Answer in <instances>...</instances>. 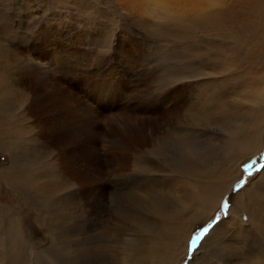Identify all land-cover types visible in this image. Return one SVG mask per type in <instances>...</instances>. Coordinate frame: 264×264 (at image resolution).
I'll return each mask as SVG.
<instances>
[{
	"label": "rangeland",
	"instance_id": "rangeland-1",
	"mask_svg": "<svg viewBox=\"0 0 264 264\" xmlns=\"http://www.w3.org/2000/svg\"><path fill=\"white\" fill-rule=\"evenodd\" d=\"M216 6L220 19L205 14L197 26L142 18L139 0H0V239L14 223L23 239L2 264H72L88 244L108 264H264V3ZM39 73L61 80L45 113L80 109L91 143L82 150L99 165L40 134L23 80ZM252 131L258 149L238 158L247 150L230 140ZM122 140L126 150L114 149Z\"/></svg>",
	"mask_w": 264,
	"mask_h": 264
},
{
	"label": "bare ground",
	"instance_id": "bare-ground-1",
	"mask_svg": "<svg viewBox=\"0 0 264 264\" xmlns=\"http://www.w3.org/2000/svg\"><path fill=\"white\" fill-rule=\"evenodd\" d=\"M263 3H264V0H261ZM205 2L208 4V5H206L205 7H203V8H201V9H198V10H195V11H189V12H186V13H182L181 15H178V16H176V17H172V18H170V20H180L181 22L183 21H189V22H194L195 24H197V26H200L201 24H203V20L204 19H202L203 17H205V14H208V16L210 17V18H212V19H214V18H216V20H217V18H219V16H221V14H222V12L223 11H220V9L219 8H217V6L216 5H218V4H216L215 6H212V0H205ZM221 2V0H219V3ZM241 10V9H240ZM262 11V10H261ZM264 12V11H263ZM229 13V12H228ZM262 13V12H261ZM224 15V14H223ZM222 15V16H223ZM243 16V15H242ZM226 17V16H225ZM220 19V18H219ZM239 19H240V17H239ZM179 21V22H180ZM206 21V20H205ZM185 22V23H186ZM214 22V21H213ZM218 22V21H217ZM223 22V21H222ZM205 23V22H204ZM214 23H216V21L214 22ZM206 24V23H205ZM219 25V24H218ZM241 25V27H242V24H240ZM174 27V26H173ZM243 28V31H245V36H242L243 37V39H244V41H249V40H247V39H250L253 35H255V34H253V35H251L252 34V31L247 27V26H245V27H242ZM241 28V29H242ZM214 29V28H213ZM235 30V29H234ZM234 30H232V32H234ZM242 31V32H243ZM261 31V32H260ZM240 32H241V30H240ZM240 32H235L233 35H230L229 36V40L231 39V38H235V36L237 37V39H239V38H241L240 37V35H238V34H240ZM258 33H259V35H261V33L262 34H264V23H262L261 24V27L258 29V31H257ZM229 34V33H228ZM189 35V34H188ZM41 37H43L41 34H38L37 35V39L38 40H40L41 39ZM231 37V38H230ZM192 38V37H191ZM224 38V37H223ZM227 38V37H226ZM254 38V37H253ZM262 39V38H261ZM260 39V40H261ZM226 40V39H225ZM235 40H236V38H235ZM251 40V39H250ZM232 41H234V39L233 40H231V42ZM255 40H252L251 42H254ZM236 42H237V40H236ZM242 42V41H241ZM251 42H249V43H251ZM39 43V42H38ZM234 43V42H233ZM243 43V42H242ZM246 44V43H245ZM248 44V43H247ZM243 45V44H242ZM252 45V44H251ZM42 46V45H41ZM50 47V46H49ZM53 48H54V46H53ZM264 54V53H263ZM261 55V57H263L264 58V55ZM45 59V58H44ZM55 61L56 62H59L58 61V59H57V55L55 56ZM69 62V61H68ZM37 64V63H36ZM56 64V63H55ZM35 65V64H34ZM60 65V64H59ZM44 67V66H43ZM47 68V67H46ZM53 68V67H52ZM55 70H58V69H55ZM36 72V71H35ZM57 72V71H56ZM67 72H69V71H67ZM33 73V72H32ZM70 73V72H69ZM40 75H41V77H39V78H36V79H34V78H32V80H31V76H29L28 75V80L27 79H23L24 81L26 80V82L27 83H30V84H33L32 86H31V89H32V104L30 105V107H29V109H30V112H32V115L31 116H33L34 118H35V124H38V125H40L41 126V128H38L39 129V131L41 132L40 134L42 135V136H47L48 138H47V140H49L51 143H54V141H58L57 143L58 144H60L61 145V143L63 142V143H65V146H66V143L68 144V145H70L71 143H73V145L74 146H76V150H78V149H83L85 146H87V145H89V144H91L90 143V140H89V137H88V135H89V133H87L85 136H83V134H84V131H85V123H84V121L81 119V118H79L80 117V115H81V113H79V111H80V109H79V111L75 108V107H68V108H64L65 110L63 111H61L60 110V107L59 106H57L56 108H57V110H58V112H57V110H51V112H50V110H49V112L50 113H45V105H43V101L48 97V96H50V100H51V98L53 97V98H56L57 97V99L59 98L58 97V91H56V88L58 87V85L61 83V80H58V83L56 82L55 84H54V81L52 82V79L50 78V77H48L47 76V74L46 73H39ZM72 74V73H71ZM43 75V76H42ZM57 75V74H56ZM70 75V74H69ZM63 76H65V75H63ZM61 77V76H60ZM84 78H86V77H84ZM55 80V79H54ZM23 81V82H24ZM85 82V81H84ZM59 88V87H58ZM57 88V89H58ZM51 89H52V91H51ZM60 89V88H59ZM62 90H60V92H61ZM65 91H67V90H65ZM177 91V90H176ZM175 92V89H171V90H168V91H166L165 92V94H168L169 96H170V93L171 94H173ZM62 95V93L60 94V96ZM165 97V95H160V96H154V99H155V101L156 100H158L159 98H161V97ZM69 97H71V96H69ZM52 98V99H53ZM158 98V99H157ZM169 98V97H168ZM171 98V97H170ZM57 99H55L56 101H57ZM60 99H62V97H60ZM54 100V99H53ZM161 100H163V99H161ZM173 100V99H172ZM60 101V100H59ZM62 101H64V99L62 100ZM67 101V100H66ZM160 101V100H159ZM164 101V100H163ZM167 101V100H166ZM58 102V101H57ZM29 103V102H28ZM59 103V102H58ZM75 104H77L76 102H74ZM167 102H165V104H166ZM175 103V102H174ZM183 103V102H182ZM72 105H73V103H71ZM85 104V103H84ZM161 104V103H160ZM56 105V104H55ZM60 105V104H59ZM69 105V104H68ZM78 105V104H77ZM74 106V105H73ZM81 107V106H80ZM181 107V100L178 102V100H177V103L173 106V108L172 109H170V110H168V112L170 113V114H177L178 113V109ZM12 109V108H11ZM182 109V108H181ZM153 112H147V113H145V115H148V114H150V116H151V114H153V113H155L156 112V106L154 107V108H152L151 109ZM27 111V110H26ZM81 112H82V110H81ZM83 112H85V111H83ZM80 114V115H79ZM3 119V118H2ZM24 119H26V117L24 118ZM152 121V120H151ZM147 122V121H146ZM258 122H260L262 125H264L263 123H264V113L263 114H260V116H259V121ZM145 123V122H144ZM143 123V125L146 127V125L147 124H144ZM121 124H124V123H121ZM154 124V125H153ZM128 125V124H127ZM127 125H123V127H122V129L124 130V131H126L127 132V130H128V128H127ZM152 125L154 126V127H158L157 125H158V123H156V122H154L153 121V123H152ZM160 125V124H159ZM47 126V128L45 129V130H43L44 129V127H46ZM130 128V127H129ZM33 128H31V130H32ZM83 129H84V131H83ZM121 129V128H120ZM144 128L142 127V128H140L139 126L136 128V134L137 135H140L141 133H144V130H143ZM146 129V128H145ZM132 130V129H131ZM155 130V128L154 129H151V131H154ZM44 131V132H43ZM82 132V139H81V141H77V140H73L72 138H75L76 137V134H79L80 135V133ZM118 132V131H117ZM116 132V133H117ZM152 133V132H151ZM15 134V133H14ZM257 134H258V132L257 131H252L248 136H246V138H244V140H242V138L241 137H235V135H234V137L230 140V142H231V146H233V148H234V151H236V152H239L240 151V148H243L244 147V149H246L247 150V152L246 153H244V154H242V155H238V158L239 157H241L242 158V156H245V155H248V154H252L253 152H255L257 149H258V147H259V145H260V142H261V138H259L258 136H257ZM78 135V136H79ZM146 135V134H145ZM45 136V137H46ZM116 136V135H115ZM141 136V135H140ZM132 137V136H131ZM91 138V137H90ZM80 139V138H79ZM141 139H142V137H141ZM96 140V139H95ZM126 140H128L127 138H126ZM126 140L125 141H123L122 140V143H123V145H113V148L114 149H125L126 150ZM182 140V139H181ZM72 141V142H71ZM77 141V142H76ZM142 141H145L144 139H142ZM37 142H38V140H37ZM130 142V141H129ZM40 143V142H39ZM38 143V144H39ZM46 144V143H45ZM67 145V146H68ZM72 145V144H71ZM94 145V144H93ZM49 146V145H48ZM57 146V145H56ZM63 146V145H62ZM130 146V145H129ZM131 146H132V144H131ZM55 147V146H54ZM36 148H38V147H36ZM42 148V147H41ZM49 148V147H48ZM127 148H129V147H127ZM51 149V148H50ZM47 150V149H46ZM84 150V149H83ZM82 150V151H83ZM38 151V150H37ZM88 151H89V149H88ZM44 153V152H43ZM83 153H84V151H83ZM23 154V153H22ZM25 154V153H24ZM27 154V153H26ZM90 152H88V153H84L82 156H83V159H84V156H87V164H89V165H92V164H97V165H99V162H98V159H99V155H95V156H90ZM23 157V156H22ZM21 157V158H22ZM27 160H29V158L27 159ZM26 160V161H27ZM120 160V159H119ZM103 161L101 160L100 161V163H102ZM76 163V162H75ZM15 164V163H14ZM109 164V163H108ZM117 164H119V163H117ZM120 165V164H119ZM122 166V165H121ZM81 167V166H80ZM84 168V167H83ZM102 169H104L103 167H99V171H103ZM79 172H80V170H79ZM24 173V172H23ZM100 173V172H99ZM70 174V173H69ZM74 174H75V176L77 177V178H79L80 180L81 179H85L86 181H87V184L88 183H90V180H91V178H92V174L88 171L87 172V174L86 175H84L83 173H81L80 172V174L81 175H76V173L74 172ZM263 175H264V171H263V173H262ZM20 175V174H19ZM23 176V175H22ZM41 176V175H40ZM26 177H28V176H26ZM72 177V176H71ZM44 180H45V178H44ZM78 180V179H77ZM46 181V180H45ZM82 181V180H81ZM86 181H84V183L86 182ZM89 181V182H88ZM46 184V183H45ZM49 184V183H48ZM51 184V183H50ZM41 186V185H40ZM38 189H39V187H38ZM218 189H219V187H218ZM49 190V189H48ZM47 190V191H48ZM59 190V189H58ZM225 190V189H224ZM51 191V190H50ZM220 193L221 191L220 190H217V189H213V190H211V191H209L208 192V194H210V193ZM257 192V191H256ZM222 193V192H221ZM198 193H196V195H197ZM41 196V195H40ZM207 197H208V195H206V196H204V198H203V196H198V198H200L201 199V203H203L206 199H207ZM249 197V196H248ZM251 198V197H250ZM215 200H212V198H209V200H206L205 201V203L206 202H208V204H210V205H212L213 204V202H214ZM241 201V200H240ZM254 205V204H253ZM252 215V214H251ZM4 218V217H3ZM264 220V219H263ZM259 222H261V221H259ZM0 224H2V222L0 221ZM9 224V223H8ZM15 224V227L10 231V233H9V238H8V234H7V239H8V241H7V243H4L5 241H6V239L4 238V239H0V243L2 244V242L4 243V245L1 247L2 248V250H3V252H2V254L0 253V264H2L3 263V260L6 258V256L7 255H9V254H13V252L15 251V249H16V247L17 246H19V245H21L20 243H21V240H23L22 239V235H21V233H22V231H20L19 229H20V227H19V225L18 224H16V223H14ZM18 226V228H17V226ZM1 226V225H0ZM88 227V226H87ZM83 228V227H82ZM6 229H9V228H6ZM218 231V230H217ZM220 231V230H219ZM89 232H87V234H88ZM212 234V233H211ZM86 234H84V236H85ZM87 236V235H86ZM95 238V237H94ZM186 238V237H185ZM95 239H98V237L97 238H95ZM87 241V240H86ZM88 242V241H87ZM94 242V241H93ZM84 243V242H83ZM76 247H77V245H76ZM96 247H97V245L95 244H91V245H89L88 244V248L87 249H85L84 248V253H81V251L79 250V251H76V253L73 255V263L72 264H81V262H82V260H84V259H86V260H88V259H90L91 257H95V259H97L99 262H101V264H108L107 262H108V256H106V255H104V254H98L97 253V251L96 250H98V249H96ZM103 247V246H102ZM130 247H131V245H130ZM104 248V247H103ZM101 249V248H100ZM106 250V249H105ZM130 251V250H129ZM253 252V251H252ZM260 251H257V252H255V253H259ZM261 253V252H260ZM263 255H261V257H262ZM250 257V256H249ZM264 258V257H263ZM254 259H256V257H254ZM260 259H262V258H260ZM252 260V259H251ZM89 261V260H88ZM249 261V260H248ZM136 262V263H135ZM139 261L138 260H132V262H130V264H137ZM263 262V261H262ZM120 263V261H118V264ZM254 263V262H253ZM249 264V263H248ZM251 264V263H250Z\"/></svg>",
	"mask_w": 264,
	"mask_h": 264
},
{
	"label": "clouds",
	"instance_id": "clouds-1",
	"mask_svg": "<svg viewBox=\"0 0 264 264\" xmlns=\"http://www.w3.org/2000/svg\"><path fill=\"white\" fill-rule=\"evenodd\" d=\"M138 13L142 18L158 21L148 13L153 9H167L177 13L189 12V0H139Z\"/></svg>",
	"mask_w": 264,
	"mask_h": 264
},
{
	"label": "snow or ice",
	"instance_id": "snow-or-ice-1",
	"mask_svg": "<svg viewBox=\"0 0 264 264\" xmlns=\"http://www.w3.org/2000/svg\"><path fill=\"white\" fill-rule=\"evenodd\" d=\"M218 3H219V0H212V6H215ZM189 4H190L189 9H188L189 11H195V10L201 9V8L205 7L206 5H208L205 2V0H189ZM148 14L153 16L157 20H166V19H169L172 17H176L178 15H181L182 13L173 12V11H170L167 9H161L159 11L156 9H153ZM259 171H264V165H262L260 167ZM253 173L254 172H250L249 177H251L253 175ZM241 180H243V179H241ZM240 181L235 185V188L233 189L234 192H239L242 188L246 187V181L244 180L243 183H240ZM224 203L225 202L222 203V207H223ZM227 208H228V202H227ZM201 229H203V227ZM195 247H192L191 242H190V245H189L190 250L192 248H195Z\"/></svg>",
	"mask_w": 264,
	"mask_h": 264
}]
</instances>
